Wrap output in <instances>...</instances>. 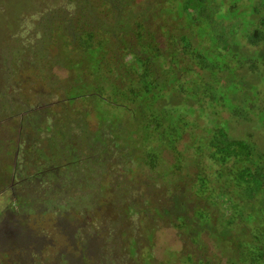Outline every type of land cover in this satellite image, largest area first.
<instances>
[{"label": "trees", "instance_id": "obj_1", "mask_svg": "<svg viewBox=\"0 0 264 264\" xmlns=\"http://www.w3.org/2000/svg\"><path fill=\"white\" fill-rule=\"evenodd\" d=\"M51 1L30 21L25 39L14 36L0 53V130L7 132L2 144L14 158L17 185L27 190L18 197L25 201L9 207L11 223L26 214L49 212L61 219L71 212L98 218L103 184L111 185L107 187L118 202L125 199L122 184H129L122 176L142 166L159 175L162 150L177 156L180 141L197 126L191 119L197 111L194 101L213 109L224 107L246 122L251 110L256 109L253 121L264 110L261 96L259 106L249 103V91L264 86V0L258 4L232 0L230 9L246 12L244 19L234 21L217 18L211 0H176L183 3L180 16L195 11L189 20L199 27L200 41L168 30L166 46L145 18H137L136 0ZM221 8L216 9L224 13ZM229 27L237 37L227 34ZM54 66L73 73L72 79L61 85L51 75ZM25 71L37 73L34 77ZM186 72L193 76L184 80ZM18 81L27 85L26 91H18ZM41 83L44 87L36 91ZM229 85L234 102L227 106L219 92ZM55 96L62 109L59 113ZM79 101L92 102L96 130H90L83 119L88 110L76 109L73 112L80 118L71 116ZM213 121L204 126L206 133L196 152L202 157L209 154V160L221 168L217 181L227 176L225 187L210 189L220 198L209 195L221 210L222 206L229 210L224 215L227 228L235 225L239 236L227 264H264V147L251 135L235 138L226 119L221 120L228 123L225 126L218 117ZM256 123L264 131V117ZM199 180L197 185L206 194L208 175L200 173ZM79 224L75 234L65 228L69 239L77 241L75 261L61 253L59 264L126 262L120 250L112 254L103 247L93 250L106 232L103 226L94 236L83 222ZM9 231V242L17 238L20 250L28 243L39 248V239Z\"/></svg>", "mask_w": 264, "mask_h": 264}, {"label": "rangeland", "instance_id": "obj_2", "mask_svg": "<svg viewBox=\"0 0 264 264\" xmlns=\"http://www.w3.org/2000/svg\"><path fill=\"white\" fill-rule=\"evenodd\" d=\"M51 2V0H0V53L6 48L7 40H10V43L14 36L18 35L24 40L31 28L30 21L39 16L38 12L45 9L43 7L47 6L46 3ZM212 3L213 0L210 8L218 13L217 18L223 17L227 21L245 18L246 12L238 11L237 8L230 9L232 0H216L214 7ZM258 3L259 0H255L254 4ZM182 5L183 3L176 0H136L134 11L137 18H145V24L156 31L157 39L163 46L169 42L168 30L176 36L184 34L192 36L194 42L199 43V27L190 22L191 13L195 11L188 10L185 15L180 16L178 12H182ZM219 5H222L224 13H221V10L217 11ZM249 18L252 20V15ZM20 19L24 24H21ZM227 34L237 37V32L232 33L231 27L228 28ZM242 43L248 44L244 41ZM251 51L254 49L251 48ZM36 73L37 71L23 72L34 77ZM51 75L56 77L61 85L73 77V73L57 66L51 69ZM222 75L226 76V73L219 74L220 77ZM191 76H193L191 72L182 74L184 80L190 79ZM16 87L19 92L27 89V85L21 84L20 81ZM43 87V83L39 84L36 91ZM231 87L232 85H229L219 92V97L227 106L234 102L233 97L229 96L231 95L229 91L233 90ZM249 93L250 104L259 106L261 96L263 98L261 105L264 107V86L258 90L251 89ZM53 103L57 104L54 108L58 113L61 112L57 96L54 97ZM191 104L197 109L195 116H191L197 126L186 132L178 145L177 156L162 150L163 161L159 175L156 171L151 172L149 168L142 166L135 167L132 173L122 176L121 180L125 182L129 180V184H122L125 199L118 202L113 198V189L107 187L111 185L103 184L105 190L96 219L94 216L92 219L81 218L72 212L61 219L57 218L54 212L42 215L37 212L39 215L26 214L14 224L6 222L8 211L5 212V209L17 208L16 206L25 201L23 198H21L23 201L18 200V197H24L27 190L25 186L17 185L14 158L6 154V147L2 144L7 132L0 130V225L2 228L9 227L17 237H33L40 241L37 249L28 243L23 245L24 250H20L16 245L17 238L13 242L4 239L0 244V264H59L61 253H66L74 262L77 255L75 252L78 250L77 241H74V238L69 239V233H66L65 228L72 229L75 234L81 225L79 222H83L84 229L90 233L93 231L94 236L100 226H103L106 232L100 233L103 238L96 242L93 250H101L103 247V251L109 249L110 254L120 250L125 253L124 259L127 258L123 264H227L233 254L232 248L237 247L239 236L235 225L227 228L225 222L227 217L224 215L229 213V210L223 206L221 210L219 203H212L209 198L210 194L214 199L220 198L221 194L217 195L210 189L214 190L220 185L225 187L227 176L217 181L221 168L209 160V154L205 157L200 156L196 152V145L206 133L204 126H210L208 122L213 123L214 117H218L219 122L222 119L229 122L230 133L235 138L245 139L251 135L253 140L264 147L262 139L264 131L256 123L264 117V110L255 114L257 119H254L255 121L251 119L256 109L251 110L250 120L246 122L235 119L221 106L213 109L207 103L201 105L194 101ZM76 109L88 110L89 114L81 118L85 119L90 130H96L93 110L95 108L92 102H77L71 112L74 119L80 118V113L73 112ZM227 122L221 121V124L225 126ZM214 125L217 126L219 123L216 122ZM200 173L208 175L206 194L200 191V185H197L200 182ZM110 182L111 180L108 183ZM131 205L134 208L128 211ZM208 212L210 213L208 218L200 214Z\"/></svg>", "mask_w": 264, "mask_h": 264}, {"label": "flooded vegetation", "instance_id": "obj_3", "mask_svg": "<svg viewBox=\"0 0 264 264\" xmlns=\"http://www.w3.org/2000/svg\"><path fill=\"white\" fill-rule=\"evenodd\" d=\"M6 211H8V216H6V217L4 215L3 216L5 217L6 222L10 223V220H9L10 217L9 216H10L11 209H9V207H8L5 209V212ZM9 230H10L9 227L2 228L0 225V244L3 243L4 239H6L8 241H9V238L11 239V236H9V238H8V236H6L10 232Z\"/></svg>", "mask_w": 264, "mask_h": 264}]
</instances>
